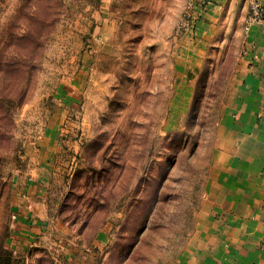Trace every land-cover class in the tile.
Segmentation results:
<instances>
[{"label": "rangeland", "instance_id": "rangeland-1", "mask_svg": "<svg viewBox=\"0 0 264 264\" xmlns=\"http://www.w3.org/2000/svg\"><path fill=\"white\" fill-rule=\"evenodd\" d=\"M189 2L0 0V264L181 259L242 50L231 18L180 69Z\"/></svg>", "mask_w": 264, "mask_h": 264}, {"label": "crops", "instance_id": "crops-1", "mask_svg": "<svg viewBox=\"0 0 264 264\" xmlns=\"http://www.w3.org/2000/svg\"><path fill=\"white\" fill-rule=\"evenodd\" d=\"M204 1L209 6L200 13L197 8L195 27L175 37L180 69H199L231 18L242 50L220 120L210 201L177 264H264V15L251 21L250 0ZM87 251L71 257L70 264H98Z\"/></svg>", "mask_w": 264, "mask_h": 264}, {"label": "built area", "instance_id": "built-area-1", "mask_svg": "<svg viewBox=\"0 0 264 264\" xmlns=\"http://www.w3.org/2000/svg\"><path fill=\"white\" fill-rule=\"evenodd\" d=\"M190 7L195 11V9L199 8V13L204 11L209 3H206L204 0H189ZM250 4L252 6V17L251 21L254 22L256 20H260L264 15V11L262 9V4L260 0H250ZM194 25V21L192 22Z\"/></svg>", "mask_w": 264, "mask_h": 264}]
</instances>
